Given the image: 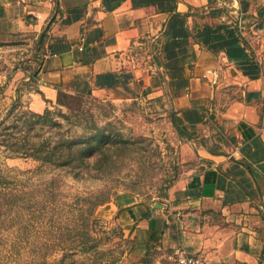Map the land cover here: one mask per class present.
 I'll list each match as a JSON object with an SVG mask.
<instances>
[{
  "label": "crops",
  "instance_id": "crops-1",
  "mask_svg": "<svg viewBox=\"0 0 264 264\" xmlns=\"http://www.w3.org/2000/svg\"><path fill=\"white\" fill-rule=\"evenodd\" d=\"M44 30L35 111L59 90L168 96L193 160L163 202L118 199L97 220L132 237L134 259L157 244L206 264H260L264 0H0V41L32 43Z\"/></svg>",
  "mask_w": 264,
  "mask_h": 264
},
{
  "label": "rangeland",
  "instance_id": "rangeland-1",
  "mask_svg": "<svg viewBox=\"0 0 264 264\" xmlns=\"http://www.w3.org/2000/svg\"><path fill=\"white\" fill-rule=\"evenodd\" d=\"M42 46L37 40L32 43L24 41H0V120L8 109L15 104L19 109L34 110L28 94L35 87V77L40 64ZM63 104L57 100L50 108L52 117L61 122L62 130L74 133L89 132L93 124L108 130L113 129L129 142H119L115 146L114 160L103 171L102 177L76 179L71 174L54 169H46L32 174L26 188L37 202L46 188V181L59 172L64 188L62 201L72 202L75 195L95 194L105 196L108 203L124 199L144 202H163L168 188L186 171L193 160L186 157V147L182 135L174 123V111L168 96L141 97L138 99H114L98 97L92 94H78L63 98ZM16 112V111H15ZM9 119H13L12 116ZM82 122L76 126L75 122ZM55 126H45L39 130L41 136L55 134L50 130ZM36 132L34 131L33 135ZM38 161L33 158L10 156L0 147V166L3 170L16 173L18 170L34 168ZM25 177L26 174H19ZM40 196V197H39ZM41 201V200H40ZM80 203V202H79ZM103 206H98L91 219L93 235L99 240L98 262L104 264H175L172 251L157 244H151L145 256L134 259L132 237L123 230L114 229V220L110 225L99 222ZM29 216V215H28ZM50 217V216H49ZM79 215L62 211L51 222L48 219L36 220L31 224L29 240L19 244L18 251L9 249L10 239L0 243V264H58L66 245L60 234L68 235L69 228L80 225ZM29 218V217H27ZM37 218V217H36ZM28 221V219L26 220ZM51 224V225H50ZM107 227H104V226ZM56 226V227H55ZM60 226L61 228H57ZM12 228L0 227V237H12ZM81 252L74 256L78 262H90ZM68 264V260L63 262ZM78 264V263H77ZM80 264V263H79ZM239 264V263H235ZM242 264V263H241ZM260 264H264V253L260 255Z\"/></svg>",
  "mask_w": 264,
  "mask_h": 264
},
{
  "label": "trees",
  "instance_id": "trees-1",
  "mask_svg": "<svg viewBox=\"0 0 264 264\" xmlns=\"http://www.w3.org/2000/svg\"><path fill=\"white\" fill-rule=\"evenodd\" d=\"M45 33L44 30L37 40L40 46ZM78 94L81 93L59 90L57 101L63 104V98ZM52 114L54 112L48 107L42 112L24 110L19 109L14 102L0 120V147H3L10 156L33 158L38 161L36 167L18 170L16 173H12L10 171L12 169L3 170L0 166V227L13 229V236L0 237V243L5 244L11 238L9 249L14 253L15 250L18 251L19 244L29 240L28 236L32 234L30 226L36 220L48 218L46 222H51L62 211L70 210L72 214L78 213L81 223L69 228L68 235L60 234L59 238L64 237L67 242L64 244L65 252L58 264H64L65 260H68V264H104L98 262L100 258L98 254L105 252L99 249V240L92 233L91 219L98 206L102 207L108 203L105 196L78 194L73 196L72 202L62 201L64 185L59 172L45 182L46 188L42 192L43 195L39 196L41 201L32 202L33 198L30 195L32 192H28L26 188L33 186L28 184L32 174L46 169L60 170L76 179L102 177L108 163L111 164L114 160L115 146L119 142L126 144L129 141L113 129L108 130L97 124H93L89 132L74 133L62 130L61 122L54 119ZM11 116L12 120L9 119ZM75 123L76 126L86 127L80 121ZM47 125L56 127V130H50L55 134L41 136L39 130ZM175 125L178 132L183 133L176 123ZM23 173L26 174L25 177L19 175ZM77 252L93 259L90 262H78L74 258Z\"/></svg>",
  "mask_w": 264,
  "mask_h": 264
},
{
  "label": "built area",
  "instance_id": "built-area-1",
  "mask_svg": "<svg viewBox=\"0 0 264 264\" xmlns=\"http://www.w3.org/2000/svg\"><path fill=\"white\" fill-rule=\"evenodd\" d=\"M175 264H206L204 255L201 253H190L184 247L177 246L172 252Z\"/></svg>",
  "mask_w": 264,
  "mask_h": 264
},
{
  "label": "water",
  "instance_id": "water-1",
  "mask_svg": "<svg viewBox=\"0 0 264 264\" xmlns=\"http://www.w3.org/2000/svg\"><path fill=\"white\" fill-rule=\"evenodd\" d=\"M159 205H161V204H159Z\"/></svg>",
  "mask_w": 264,
  "mask_h": 264
}]
</instances>
